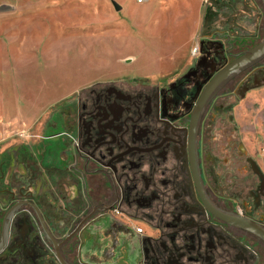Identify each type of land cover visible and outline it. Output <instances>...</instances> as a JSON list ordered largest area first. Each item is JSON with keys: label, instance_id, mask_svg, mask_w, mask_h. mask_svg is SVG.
<instances>
[{"label": "flooded vegetation", "instance_id": "obj_1", "mask_svg": "<svg viewBox=\"0 0 264 264\" xmlns=\"http://www.w3.org/2000/svg\"><path fill=\"white\" fill-rule=\"evenodd\" d=\"M252 40L245 51L264 40L261 21ZM233 48L229 63L245 52ZM219 71L202 87L184 78L169 88L97 83L64 101L35 143L0 153V264H62L57 250L67 264H264V125L254 100L264 60L195 125V105ZM111 214L134 223L133 248L99 246Z\"/></svg>", "mask_w": 264, "mask_h": 264}, {"label": "rangeland", "instance_id": "obj_2", "mask_svg": "<svg viewBox=\"0 0 264 264\" xmlns=\"http://www.w3.org/2000/svg\"><path fill=\"white\" fill-rule=\"evenodd\" d=\"M215 1L0 0V153L35 143L64 101L97 83L169 88L184 78L187 85L202 87L229 63L228 42L232 54L244 52L255 43L256 26L264 23L260 0H235L233 8L230 1L218 0L206 30L204 14ZM198 44L201 54L193 58ZM255 99L264 125V89ZM111 215L99 223V246L122 240L133 248L134 223ZM116 225L123 234L111 231Z\"/></svg>", "mask_w": 264, "mask_h": 264}, {"label": "water", "instance_id": "obj_3", "mask_svg": "<svg viewBox=\"0 0 264 264\" xmlns=\"http://www.w3.org/2000/svg\"><path fill=\"white\" fill-rule=\"evenodd\" d=\"M264 2V0H263ZM116 10H120L118 5H115ZM264 60V40L256 45L255 47L245 51L230 63H228L224 68H222L206 85L200 98L198 99L194 114H193V124L197 125L200 119L208 107L212 99L219 94L225 86H227L232 80L236 79L242 73L253 68L255 65ZM57 256L62 264H67L66 261L61 257L59 251L57 250Z\"/></svg>", "mask_w": 264, "mask_h": 264}, {"label": "built area", "instance_id": "obj_4", "mask_svg": "<svg viewBox=\"0 0 264 264\" xmlns=\"http://www.w3.org/2000/svg\"><path fill=\"white\" fill-rule=\"evenodd\" d=\"M148 0H136V2L138 3V4H144V3H146ZM200 45L198 44V45H196L194 48H193V50H192V56L193 57H195V56H197L198 54H199V52H200ZM136 232L137 233H140L141 232V229L140 228H136Z\"/></svg>", "mask_w": 264, "mask_h": 264}, {"label": "trees", "instance_id": "obj_5", "mask_svg": "<svg viewBox=\"0 0 264 264\" xmlns=\"http://www.w3.org/2000/svg\"><path fill=\"white\" fill-rule=\"evenodd\" d=\"M209 16H210L209 11H206V12H205V18H206V17H209Z\"/></svg>", "mask_w": 264, "mask_h": 264}, {"label": "crops", "instance_id": "obj_6", "mask_svg": "<svg viewBox=\"0 0 264 264\" xmlns=\"http://www.w3.org/2000/svg\"><path fill=\"white\" fill-rule=\"evenodd\" d=\"M202 19H203V18H202ZM201 24H202V23H201ZM63 99L65 100V98H63V96H62V101H64Z\"/></svg>", "mask_w": 264, "mask_h": 264}]
</instances>
